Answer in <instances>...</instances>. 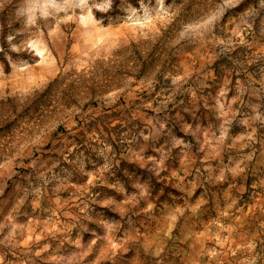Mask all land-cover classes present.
Wrapping results in <instances>:
<instances>
[{
    "label": "rangeland",
    "instance_id": "1",
    "mask_svg": "<svg viewBox=\"0 0 264 264\" xmlns=\"http://www.w3.org/2000/svg\"><path fill=\"white\" fill-rule=\"evenodd\" d=\"M24 3L0 0V264H264V0Z\"/></svg>",
    "mask_w": 264,
    "mask_h": 264
},
{
    "label": "clouds",
    "instance_id": "2",
    "mask_svg": "<svg viewBox=\"0 0 264 264\" xmlns=\"http://www.w3.org/2000/svg\"><path fill=\"white\" fill-rule=\"evenodd\" d=\"M46 5L41 7L37 0H25V3L17 9V15L23 19L25 25L35 24L40 18L52 12H63L68 4L79 7L86 0H42Z\"/></svg>",
    "mask_w": 264,
    "mask_h": 264
}]
</instances>
